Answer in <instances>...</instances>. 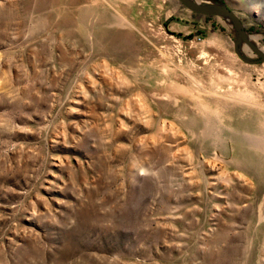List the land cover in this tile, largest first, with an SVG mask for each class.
<instances>
[{
  "label": "rangeland",
  "instance_id": "374dc122",
  "mask_svg": "<svg viewBox=\"0 0 264 264\" xmlns=\"http://www.w3.org/2000/svg\"><path fill=\"white\" fill-rule=\"evenodd\" d=\"M198 5L264 53V0ZM237 38L179 0H0V264H264V62Z\"/></svg>",
  "mask_w": 264,
  "mask_h": 264
},
{
  "label": "water",
  "instance_id": "95a60500",
  "mask_svg": "<svg viewBox=\"0 0 264 264\" xmlns=\"http://www.w3.org/2000/svg\"><path fill=\"white\" fill-rule=\"evenodd\" d=\"M187 9H189L190 11L197 13V14H202V15H206V16H226L228 17L230 20L233 21L237 32H238V38L236 40V51L238 54L239 50L237 49L240 42L241 41H246L247 43H249L251 45V47L253 48V50L258 54L259 59L257 61H249L246 58L243 57V59L248 62V63H258V62H264V53L261 52L257 47H255L254 45H252V43H250L248 41V37L246 35V30L244 27V24L242 22V20L229 8H220V9H210L208 7L205 6H200L198 4H194L192 3L190 0H179Z\"/></svg>",
  "mask_w": 264,
  "mask_h": 264
},
{
  "label": "bare ground",
  "instance_id": "6f19581e",
  "mask_svg": "<svg viewBox=\"0 0 264 264\" xmlns=\"http://www.w3.org/2000/svg\"><path fill=\"white\" fill-rule=\"evenodd\" d=\"M194 1V3H197V4H203L206 0H193ZM208 8H210V9H215V8H211V7H208ZM217 168V167H216ZM215 169V168H214ZM215 170H217V169H215Z\"/></svg>",
  "mask_w": 264,
  "mask_h": 264
}]
</instances>
